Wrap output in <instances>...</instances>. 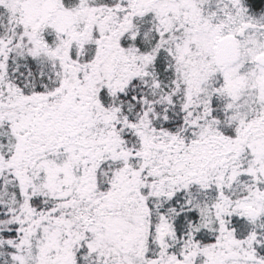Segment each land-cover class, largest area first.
Returning <instances> with one entry per match:
<instances>
[{"label":"snow or ice","instance_id":"snow-or-ice-1","mask_svg":"<svg viewBox=\"0 0 264 264\" xmlns=\"http://www.w3.org/2000/svg\"><path fill=\"white\" fill-rule=\"evenodd\" d=\"M0 264H264V0H0Z\"/></svg>","mask_w":264,"mask_h":264}]
</instances>
